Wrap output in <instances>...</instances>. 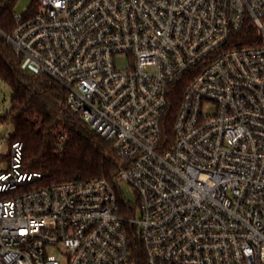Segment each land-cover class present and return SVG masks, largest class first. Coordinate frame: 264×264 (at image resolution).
<instances>
[{
	"label": "built area",
	"instance_id": "2783aa9c",
	"mask_svg": "<svg viewBox=\"0 0 264 264\" xmlns=\"http://www.w3.org/2000/svg\"><path fill=\"white\" fill-rule=\"evenodd\" d=\"M14 19L1 34L121 168L19 192L42 174L8 132L0 264H137L139 245L145 264H264V0H38Z\"/></svg>",
	"mask_w": 264,
	"mask_h": 264
},
{
	"label": "trees",
	"instance_id": "16d2710c",
	"mask_svg": "<svg viewBox=\"0 0 264 264\" xmlns=\"http://www.w3.org/2000/svg\"><path fill=\"white\" fill-rule=\"evenodd\" d=\"M18 0H0V30L10 34L15 27ZM38 0L30 9L35 11ZM256 34L253 27L244 37ZM0 32V79L11 89V109L0 121L13 125L11 142H22V170L42 177L18 191L32 190L63 181L105 177L121 168V158L112 142L103 138L66 104V90L55 79L30 73ZM174 115V114H173ZM137 264H145L142 247L135 250Z\"/></svg>",
	"mask_w": 264,
	"mask_h": 264
},
{
	"label": "rangeland",
	"instance_id": "374dc122",
	"mask_svg": "<svg viewBox=\"0 0 264 264\" xmlns=\"http://www.w3.org/2000/svg\"><path fill=\"white\" fill-rule=\"evenodd\" d=\"M34 0H18L15 6V13H21L28 7L32 5ZM23 67L30 73H37V69L33 66L28 59H25L23 63ZM11 89L6 85L2 89H0V116L4 115L7 110L11 109ZM9 132V134H8ZM13 134V125L10 121L2 122L0 121V151L9 152L10 151V142H2V139L6 137V135ZM8 160H2L3 165L8 164ZM124 196L128 205L134 207V209H127L128 214L135 216L137 219L141 218V212L139 208V199L138 194L135 189L130 187L128 184L122 183ZM135 264V263H134Z\"/></svg>",
	"mask_w": 264,
	"mask_h": 264
},
{
	"label": "water",
	"instance_id": "95a60500",
	"mask_svg": "<svg viewBox=\"0 0 264 264\" xmlns=\"http://www.w3.org/2000/svg\"><path fill=\"white\" fill-rule=\"evenodd\" d=\"M1 33H3L1 30H0Z\"/></svg>",
	"mask_w": 264,
	"mask_h": 264
}]
</instances>
